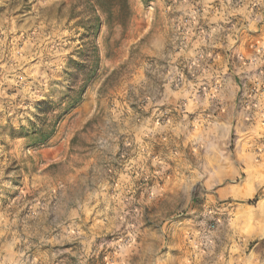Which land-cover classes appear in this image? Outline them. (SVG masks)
<instances>
[{
  "label": "rangeland",
  "instance_id": "obj_1",
  "mask_svg": "<svg viewBox=\"0 0 264 264\" xmlns=\"http://www.w3.org/2000/svg\"><path fill=\"white\" fill-rule=\"evenodd\" d=\"M259 25L264 0H0V264H264Z\"/></svg>",
  "mask_w": 264,
  "mask_h": 264
},
{
  "label": "crops",
  "instance_id": "obj_2",
  "mask_svg": "<svg viewBox=\"0 0 264 264\" xmlns=\"http://www.w3.org/2000/svg\"><path fill=\"white\" fill-rule=\"evenodd\" d=\"M262 23V22H261ZM259 29H260V34H257L254 36V38L256 39L257 43H259L260 45H264V33L262 32L263 30V26L262 25H259Z\"/></svg>",
  "mask_w": 264,
  "mask_h": 264
},
{
  "label": "trees",
  "instance_id": "obj_3",
  "mask_svg": "<svg viewBox=\"0 0 264 264\" xmlns=\"http://www.w3.org/2000/svg\"><path fill=\"white\" fill-rule=\"evenodd\" d=\"M41 131H39L38 132V135H39V140L40 141H43V140H45L46 138H47V136L49 135V134H45L46 133V130H44L43 128H41L40 129Z\"/></svg>",
  "mask_w": 264,
  "mask_h": 264
}]
</instances>
